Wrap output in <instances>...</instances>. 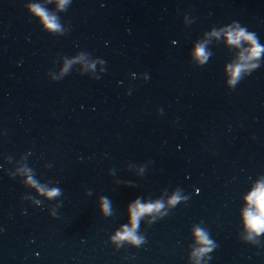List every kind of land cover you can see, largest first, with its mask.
Returning <instances> with one entry per match:
<instances>
[{"label":"water","instance_id":"water-1","mask_svg":"<svg viewBox=\"0 0 264 264\" xmlns=\"http://www.w3.org/2000/svg\"><path fill=\"white\" fill-rule=\"evenodd\" d=\"M261 185L264 0H0V264H264Z\"/></svg>","mask_w":264,"mask_h":264},{"label":"clouds","instance_id":"clouds-1","mask_svg":"<svg viewBox=\"0 0 264 264\" xmlns=\"http://www.w3.org/2000/svg\"><path fill=\"white\" fill-rule=\"evenodd\" d=\"M64 3H67V0H61V4L63 5ZM41 14L43 15V10H39ZM49 27L50 28H57L58 25L55 24L54 20L49 18ZM253 37L249 34L246 35L243 30H240L238 32H235L232 36L231 42L232 43H238L240 40H252ZM261 49L259 47L255 48L254 50L251 51L250 55L251 57L255 58L258 57L260 54ZM199 55L201 58L205 57V52L203 47H200L199 49ZM243 65H237L234 70H233V77L234 79L230 81V83H234L235 79L239 77L241 71L243 70ZM56 191L53 190L52 192L49 193V195H56ZM248 200L251 204V209L246 212L247 216V226L255 231L257 234H259L261 231H264V185H261L260 187L257 188L252 194L248 197ZM161 205L156 204V205H140L136 211L134 212V217L138 218L141 214L147 213L150 210L154 208H159ZM198 237L201 241H207V237L203 234L198 232ZM119 238L122 239H127L129 241H132L134 243H139V239H137L133 233L132 230H127L124 233L119 235ZM210 243V241H207ZM207 250V249H205Z\"/></svg>","mask_w":264,"mask_h":264}]
</instances>
